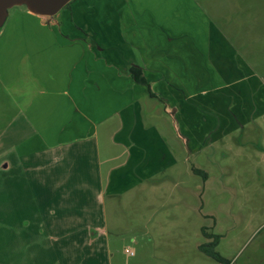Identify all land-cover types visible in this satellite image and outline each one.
I'll return each instance as SVG.
<instances>
[{"label": "crops", "instance_id": "0c3cea01", "mask_svg": "<svg viewBox=\"0 0 264 264\" xmlns=\"http://www.w3.org/2000/svg\"><path fill=\"white\" fill-rule=\"evenodd\" d=\"M261 5L264 0H71L53 16L22 6L8 13L0 29V86L17 108L10 134L17 139L20 122L26 132L18 142L0 133L13 153L0 149V186L9 178L14 187L23 172L41 188L87 192L88 208L38 215L40 233L72 238L74 264H122L109 235L132 216L118 208L144 203L150 186L168 194L180 187L181 165L186 174L196 168L191 156L217 149V142L226 147L235 133L228 139L264 151ZM254 12L261 19H251ZM131 66L141 68L153 94L152 80L160 77V104L134 82ZM133 213L140 223L134 229L150 228ZM64 216L84 222L51 223Z\"/></svg>", "mask_w": 264, "mask_h": 264}, {"label": "rangeland", "instance_id": "374dc122", "mask_svg": "<svg viewBox=\"0 0 264 264\" xmlns=\"http://www.w3.org/2000/svg\"><path fill=\"white\" fill-rule=\"evenodd\" d=\"M15 8L11 7L8 13ZM260 13L264 20V5L260 6ZM260 13L254 12L251 19ZM236 15L233 11L234 19ZM157 78L152 80V87L157 89L153 92L160 104L162 84ZM6 92L0 86V133L13 140L16 136L10 131L16 124L10 123L13 119L9 116L16 113L17 108ZM18 126L20 134L15 142L26 132L23 122ZM237 135L225 139L226 147L217 142V149H206L198 156H191L193 164L190 165L196 167L194 173L186 174L181 165L178 177L181 186L169 194L167 189L150 186L144 203H130L118 208L121 213H130L132 220L119 221L123 224L120 233L115 235L111 231L109 235L115 259L122 264H264V151L253 152L254 148L248 147L247 143L240 146V141L228 139ZM9 140L0 138V149H4L6 155H13ZM100 144L107 154L106 135L100 137ZM20 175L21 178L15 179L14 187L9 178L10 182L5 179L0 186V264H74L73 259H77L78 253L71 247L72 238L54 241L56 233L54 236L40 233L38 215L50 208L57 210L56 214L88 208L91 205L84 203L87 192L77 187L41 188L30 181V175L23 172ZM161 190L164 193L160 199ZM35 195L51 196L52 201L35 204L29 200ZM171 197L172 204L168 205ZM89 198L93 196L90 194ZM103 201H106L107 213L112 211L109 199L105 197ZM133 212L139 213L142 224L148 223L150 228L134 229L139 226L136 224L139 221L133 219ZM159 215L166 216L160 217L159 221ZM56 222L81 224L84 220L64 216L63 220H51V223ZM42 233L44 235L40 236ZM68 248L70 259H65L64 249ZM212 250L218 258L208 255L207 252Z\"/></svg>", "mask_w": 264, "mask_h": 264}, {"label": "water", "instance_id": "95a60500", "mask_svg": "<svg viewBox=\"0 0 264 264\" xmlns=\"http://www.w3.org/2000/svg\"><path fill=\"white\" fill-rule=\"evenodd\" d=\"M71 0H0V29L5 23L8 10L14 6L25 7L31 13L53 16Z\"/></svg>", "mask_w": 264, "mask_h": 264}, {"label": "trees", "instance_id": "16d2710c", "mask_svg": "<svg viewBox=\"0 0 264 264\" xmlns=\"http://www.w3.org/2000/svg\"><path fill=\"white\" fill-rule=\"evenodd\" d=\"M129 72H130V75L132 77V79L134 80V82H137L139 84H142V85H146L148 88H149V84H148V81L147 79L145 78L142 70L140 67L138 66H131L129 68ZM149 92V95L154 97L155 95L151 92L150 88L148 90ZM200 248H203V246H200ZM208 255H210L211 257H214V258H218L219 255H217V253L215 251H210V252H207Z\"/></svg>", "mask_w": 264, "mask_h": 264}, {"label": "built area", "instance_id": "2783aa9c", "mask_svg": "<svg viewBox=\"0 0 264 264\" xmlns=\"http://www.w3.org/2000/svg\"><path fill=\"white\" fill-rule=\"evenodd\" d=\"M127 251V250H126Z\"/></svg>", "mask_w": 264, "mask_h": 264}]
</instances>
